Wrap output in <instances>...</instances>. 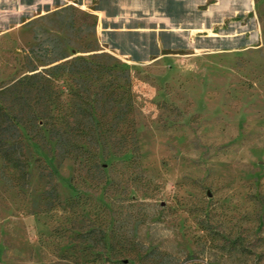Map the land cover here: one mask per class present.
<instances>
[{
  "label": "rangeland",
  "instance_id": "374dc122",
  "mask_svg": "<svg viewBox=\"0 0 264 264\" xmlns=\"http://www.w3.org/2000/svg\"><path fill=\"white\" fill-rule=\"evenodd\" d=\"M35 30L96 68L53 75L82 151L0 155V264H264V0H0V91Z\"/></svg>",
  "mask_w": 264,
  "mask_h": 264
},
{
  "label": "trees",
  "instance_id": "16d2710c",
  "mask_svg": "<svg viewBox=\"0 0 264 264\" xmlns=\"http://www.w3.org/2000/svg\"><path fill=\"white\" fill-rule=\"evenodd\" d=\"M64 12L65 9L62 8L55 11L53 15L62 18ZM93 25L95 26V22ZM94 33L95 29L92 31V34ZM33 40L35 46L31 47L24 56L25 62L33 65L29 68V73L0 91V155L12 170L23 177L26 175L21 161L23 132L33 135L43 147H49L60 159L75 156L76 152L82 151V147H78L75 142H70L71 137L75 138L78 135L79 127L82 125L78 110L74 108V99L69 101L72 109L66 119L65 116L63 118L55 114L60 97L59 92L54 90L53 75L59 72L76 75L84 72L92 74L93 68H96L93 62L83 58H73L69 64L53 66L51 71L38 69V66L34 65L35 62L48 66L65 60L67 54L57 38L48 36L41 30L34 31ZM95 57L97 56H93ZM126 73L124 75L129 80ZM100 101L101 99L98 98L95 103L100 104ZM113 101L114 98L109 97L104 104H112ZM88 105L90 111L86 117L92 125L94 124L93 104ZM64 121L67 126L71 124V127L65 128ZM100 139H102L100 135L95 138V145H98ZM46 140L51 142L53 147L49 146Z\"/></svg>",
  "mask_w": 264,
  "mask_h": 264
}]
</instances>
